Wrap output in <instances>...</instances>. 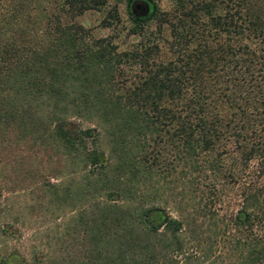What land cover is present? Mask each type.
<instances>
[{"label": "trees", "instance_id": "trees-1", "mask_svg": "<svg viewBox=\"0 0 264 264\" xmlns=\"http://www.w3.org/2000/svg\"><path fill=\"white\" fill-rule=\"evenodd\" d=\"M118 1L58 0L49 18L42 0H0V80L23 84L25 96L63 101L50 134L83 151L93 180L112 186L77 216L92 260L179 261L182 221L135 190L153 171L154 156L145 162L151 141L178 167L183 201L207 208L238 188L230 221L250 229L243 261L264 264V0H168L153 30L131 26L138 40L129 48L117 50L110 36L87 42L73 18L107 5L105 19H115ZM67 108L102 126L113 158L108 178L103 152L85 146L96 128H70Z\"/></svg>", "mask_w": 264, "mask_h": 264}, {"label": "rangeland", "instance_id": "rangeland-1", "mask_svg": "<svg viewBox=\"0 0 264 264\" xmlns=\"http://www.w3.org/2000/svg\"><path fill=\"white\" fill-rule=\"evenodd\" d=\"M42 1L47 4L45 17L51 18V6L58 0ZM128 1L117 2L115 19H105L106 5L85 10L73 20L88 30L87 42L110 36L117 50L129 48L138 40V35L129 33L131 26L140 24L144 32L153 30L157 13L167 8L168 0H149L152 11L141 20L132 17ZM34 96H25L21 83L0 80V264H80L95 255L77 216L93 203L104 202L105 192L112 186L102 179L93 180L83 151L61 146L50 134L63 101L45 94ZM64 116L70 128H96L95 141L88 138L85 146L103 152L111 164L106 178L111 176L110 142L100 123L75 116L70 108ZM147 142L145 162L154 156L153 171L149 178H140L135 190H147L153 197L147 204L157 207L165 218L182 221L177 264H246L243 257L250 229L237 228L230 221L241 206L238 188L233 185L221 201L207 208H200L197 199L183 201L184 182L178 167L173 170L170 155Z\"/></svg>", "mask_w": 264, "mask_h": 264}, {"label": "water", "instance_id": "water-1", "mask_svg": "<svg viewBox=\"0 0 264 264\" xmlns=\"http://www.w3.org/2000/svg\"><path fill=\"white\" fill-rule=\"evenodd\" d=\"M136 8L138 9V14L141 16V17H145V16H148L151 11H152V4L149 0H144L142 3L138 4L136 6ZM130 9V7H129ZM131 11V9H130Z\"/></svg>", "mask_w": 264, "mask_h": 264}, {"label": "flooded vegetation", "instance_id": "flooded-vegetation-1", "mask_svg": "<svg viewBox=\"0 0 264 264\" xmlns=\"http://www.w3.org/2000/svg\"><path fill=\"white\" fill-rule=\"evenodd\" d=\"M144 0H129L128 3H129V7L131 9V15L132 17L135 19V20H141V19H144L146 18L147 16L145 17H141L139 14H138V9L136 8V6L140 3H142Z\"/></svg>", "mask_w": 264, "mask_h": 264}]
</instances>
